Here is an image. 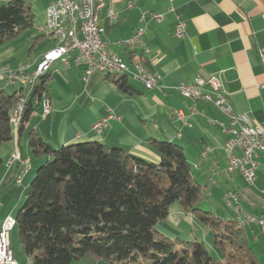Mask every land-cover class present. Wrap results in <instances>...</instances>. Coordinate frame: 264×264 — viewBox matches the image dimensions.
I'll return each instance as SVG.
<instances>
[{
  "label": "crops",
  "instance_id": "obj_1",
  "mask_svg": "<svg viewBox=\"0 0 264 264\" xmlns=\"http://www.w3.org/2000/svg\"><path fill=\"white\" fill-rule=\"evenodd\" d=\"M5 1L8 0L0 3ZM50 1L46 0L45 8ZM143 12L161 13L163 21H148L142 46L130 48L123 41L141 25ZM262 14L264 0H105L99 25L108 52L118 56L132 71L133 64L140 62L148 71L156 72L161 89L148 90L140 81L127 76L131 92L125 93L107 76L111 74L92 71L86 75L82 64L56 62L53 70L40 80L45 90L22 131L0 147V225L6 216H15L36 168L47 159L32 155L28 147L31 131L52 148L99 141L106 148H116L153 163H158L159 157L149 140L177 143L207 198L222 201L224 189L215 179L220 177L232 191L227 194L244 199L251 208L249 213L264 217V154L256 158L257 178L253 184L243 190L232 187L240 176L226 171L224 144L228 135L221 124H228V116L213 103L185 97L176 88L180 82L191 83L197 76H215L233 113L246 115L252 123H264V90L259 87L264 83L259 54L264 47ZM178 18L186 22L182 37L173 33ZM44 20L45 14L38 24ZM43 36L32 44L34 55L30 53V64L55 44L52 34ZM43 42L46 44L38 48ZM6 68L11 66L0 60V87ZM204 91L210 92V87L205 85ZM44 98L51 108L47 114L42 112ZM110 114L115 117L108 118L100 132L92 129L97 120ZM15 150L21 160L29 159L25 175L20 174L22 164L7 162ZM19 176L20 182L16 183ZM212 204L202 207L199 203V207L214 213ZM216 207L218 216L236 219L233 214L223 216L219 204ZM243 227L259 264H264V231L254 224ZM156 228L172 241H204L212 254L220 255L213 246L212 231L191 213L181 212L177 202L170 205L168 216ZM17 258L19 264H32L27 256L19 254Z\"/></svg>",
  "mask_w": 264,
  "mask_h": 264
},
{
  "label": "trees",
  "instance_id": "obj_2",
  "mask_svg": "<svg viewBox=\"0 0 264 264\" xmlns=\"http://www.w3.org/2000/svg\"><path fill=\"white\" fill-rule=\"evenodd\" d=\"M34 19L26 0L0 3V46L33 27ZM43 37L38 34L32 42ZM107 76L123 92H131L126 75ZM44 90L38 82L31 91L15 134L35 110L34 97L39 99ZM24 92L23 87L0 88V147L15 137L12 116ZM149 143L158 163L99 141L52 148L37 133H29L32 155L47 157L14 216L19 245L32 264H71L85 255L108 264H259L236 219L199 207L207 194L183 148L170 141ZM174 202L212 231L219 256L201 241H172L157 230Z\"/></svg>",
  "mask_w": 264,
  "mask_h": 264
},
{
  "label": "built area",
  "instance_id": "obj_3",
  "mask_svg": "<svg viewBox=\"0 0 264 264\" xmlns=\"http://www.w3.org/2000/svg\"><path fill=\"white\" fill-rule=\"evenodd\" d=\"M90 5L92 0H82V3H74V0L50 1L45 8L44 24H40V29L36 30L38 34L61 35V46L52 48L50 53H43L37 68H29V63L18 64L15 68H6L3 72V86L27 85L28 100L35 87V74L40 70L52 71L56 62L64 65L82 64L86 75L92 71L102 72L103 68L109 67L130 69L118 56L108 52L103 40V29L99 25V17L105 6V0H99L97 12H90ZM109 16L113 17V12L109 11ZM163 18L164 15L161 13L143 12L140 16L141 25L135 30L133 36L124 40L123 43L130 48L142 46L147 22L160 23ZM261 20L264 24V14ZM67 22H74V31H67ZM185 29L186 22L178 18L173 31L174 35L182 37ZM145 52H147L146 49ZM259 54L264 68V47L260 48ZM133 67L136 80L140 81L146 89H161L158 85L160 76L156 72L148 71L140 62H135ZM205 85L210 87V92L204 91ZM259 87L264 90V83ZM176 88L185 97L213 103L228 116V124H221L222 131L228 135L224 144L226 171L239 174L249 185H252L257 178L256 158L259 154H264V123H252L246 115L233 113L228 104L227 95L215 76L207 79L197 76L191 83L180 82ZM27 100L23 102V107ZM34 100L37 102L40 98L34 97ZM41 104L43 114L49 113L51 109L49 100L44 98ZM22 110L18 112L17 122ZM174 113L177 117H182L181 113L175 111ZM113 117H115L114 114H110L106 118L97 120L92 125V129L100 132L106 125L107 119ZM203 155H206V152ZM7 162L9 165L22 164L21 175H25L29 167V159L21 160L18 150L12 151ZM15 182H20V176L15 179ZM262 191L264 193V188ZM225 198H231L235 216L241 217L247 225L254 224L264 231V217L244 212L237 195L226 194ZM228 205L232 206L230 203ZM8 226H11V216H6L0 225V264H18L11 259Z\"/></svg>",
  "mask_w": 264,
  "mask_h": 264
},
{
  "label": "rangeland",
  "instance_id": "obj_4",
  "mask_svg": "<svg viewBox=\"0 0 264 264\" xmlns=\"http://www.w3.org/2000/svg\"><path fill=\"white\" fill-rule=\"evenodd\" d=\"M27 2L30 3L32 11L35 14V19H34L35 20V24H34V26L25 29L22 32V34H20L18 37L14 38L11 41H9V42H7V43H5V44L0 46V60L3 61L6 65L11 66V68H15L18 64H27V63L30 62V60H31L30 59V53L32 52V43H33L32 40L38 34V32L36 30L37 29L36 27L38 25H40L38 23L43 21V17H44V14H45V2H46V0H27ZM43 23H41V24H43ZM45 44H46L45 42L41 43L38 48L43 47ZM35 50H37V48H35ZM32 54L34 55L33 52H32ZM111 75H116V74H111ZM38 82H40V79L38 80ZM2 84H3V80H2ZM7 89L8 90H12V87L8 86ZM208 178H206V179H208ZM215 179H217L219 181V183H220V185L222 187V190L224 189V194L220 195L222 201H219V200L216 201L213 198L212 199L207 198L208 200H206V201L204 200L205 202L202 201V202H200V204H203L202 207H206V206L208 207L210 205H213L212 203H214L213 207H214V209H216L214 213L215 214L217 213V215H218L219 212H217L218 208L216 206H218V204H219L220 209L223 211V212H221V213H223V216L228 217V216H230L232 214L235 215V212H234V209H233V205H232L233 202H232L231 198H225L226 194L228 192H232V191L228 190L229 187L226 188L225 182L223 180H221L220 177L219 178H215ZM234 186L235 187H239L240 190H243L245 188H248V186H251V185H249L240 176V177L237 178V181L233 184L232 187H234ZM237 197H238L239 204L242 207L243 211L249 213L251 208L248 206V204L245 202L244 199L239 198V196H237ZM174 203H176V202H174ZM228 203H230L232 206H229ZM14 228L15 227H13L12 230L10 231V233H9L10 234L9 242H10V238H11L10 248H11L12 253H14L13 254L14 260L18 263V258L17 257H19V254H21L22 256H26V255L21 250V247H20L19 241H18V233H16V229H14ZM204 243H205L204 245L207 248V250L210 251L209 245L206 242H204ZM88 256L91 257L92 260L95 263H91L89 261V259L87 258ZM71 264H108V263L106 261H104V260H97V259H95L94 257H92L90 255H85L84 257H82L78 261H72Z\"/></svg>",
  "mask_w": 264,
  "mask_h": 264
},
{
  "label": "bare ground",
  "instance_id": "obj_5",
  "mask_svg": "<svg viewBox=\"0 0 264 264\" xmlns=\"http://www.w3.org/2000/svg\"><path fill=\"white\" fill-rule=\"evenodd\" d=\"M74 3H82V0H74ZM97 5H99V0H92V5H90V12H97ZM44 24V23H43ZM37 29H40V25L36 27ZM67 31H74V22H67ZM55 37V44L51 46L49 49H47L44 53H50V50L56 46H61V35H54ZM39 63V60L35 62L34 64H29V68H37V65ZM50 70H40L35 74L34 78V85L38 83V80L41 76L49 73ZM102 73L105 74H122L126 76H131L132 78L136 79L135 73H133L130 69H124V67H109V68H103ZM18 87H23L25 89L24 95H22L17 103V107L13 111L12 116V124H13V134L16 135V127H17V116L18 112L22 110L23 102L27 100V85H19ZM233 195V194H231ZM236 220L239 222L240 226L246 225V222L241 219V217L236 216ZM15 226V218L11 217V226H8V234L12 230V228ZM8 244L9 242V236H8ZM11 252V259H13L12 251Z\"/></svg>",
  "mask_w": 264,
  "mask_h": 264
}]
</instances>
